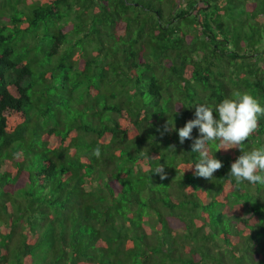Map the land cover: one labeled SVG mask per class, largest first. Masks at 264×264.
<instances>
[{
    "label": "trees",
    "instance_id": "obj_1",
    "mask_svg": "<svg viewBox=\"0 0 264 264\" xmlns=\"http://www.w3.org/2000/svg\"><path fill=\"white\" fill-rule=\"evenodd\" d=\"M243 92L264 106V0H0V264H264L240 149L210 142L207 180L178 136Z\"/></svg>",
    "mask_w": 264,
    "mask_h": 264
},
{
    "label": "clouds",
    "instance_id": "obj_2",
    "mask_svg": "<svg viewBox=\"0 0 264 264\" xmlns=\"http://www.w3.org/2000/svg\"><path fill=\"white\" fill-rule=\"evenodd\" d=\"M195 118L186 122L178 129L181 144L186 139H192V131L198 129L199 136L191 145L193 153L198 154L197 162L190 167L193 175L207 180H213V174L223 164L216 156L209 155L208 144L218 141L227 148H239L241 155L231 164L228 176L237 183L247 182L249 185L264 186V146L246 151L243 142L253 133L261 116H264V106L250 93H237L234 98H225L216 104L195 105ZM175 130V129H173ZM99 155V150L96 152ZM163 179L166 174L161 167L158 171Z\"/></svg>",
    "mask_w": 264,
    "mask_h": 264
}]
</instances>
